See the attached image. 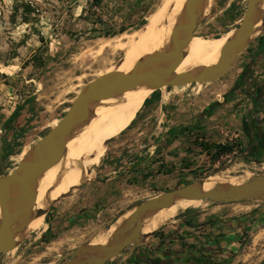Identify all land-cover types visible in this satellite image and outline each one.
Wrapping results in <instances>:
<instances>
[{
    "label": "rangeland",
    "instance_id": "obj_1",
    "mask_svg": "<svg viewBox=\"0 0 264 264\" xmlns=\"http://www.w3.org/2000/svg\"><path fill=\"white\" fill-rule=\"evenodd\" d=\"M161 1L0 0V163L3 176L10 174L29 148L57 123L85 84L115 69L129 44L128 39L131 41L132 34L145 26ZM245 3L246 0H214L199 19L193 38L206 41L233 32ZM258 30L218 81L155 91L157 97L141 105L119 134L105 142L103 154L98 163L90 167L87 178L39 209L41 216H36L39 210H33L31 221L40 218L39 226L23 232L13 249L0 255V264H67L83 256L73 257L77 250L86 245L97 246L94 242L107 237L111 228L117 233L136 206L161 193L206 179L240 184L252 177L264 176V159L256 157V162L252 163L244 158L242 130L249 102L243 90L264 73V59L254 64L257 66L255 78L247 81V71L236 94H230L244 65L257 51L264 55V17ZM148 42L143 40L134 50ZM213 62L203 59L181 70L189 71ZM203 93L210 95L208 100L213 98L219 103L214 101L207 116L201 118L192 112H197L203 104L195 106L190 95ZM163 98H167V112L172 113V130L177 132L182 121L178 117L180 104L182 108L188 105L190 114L188 124L182 128L183 138L170 153L172 159L163 153L170 140L165 135L168 123L164 124L158 107V101L162 102ZM220 146L228 151L218 153ZM132 147L141 151L149 149L148 161L128 165L127 152ZM116 151L118 162L114 163ZM188 210L213 216L228 215L233 220L244 218L233 228L237 249L232 253L216 248L217 256L210 264H263L262 201L188 203L172 216L154 220L145 228L146 237L140 236L138 243L126 247L123 253L127 254L131 248H145L151 242L150 234L160 232L157 227L163 223L173 224ZM120 258L114 257L105 264H117Z\"/></svg>",
    "mask_w": 264,
    "mask_h": 264
},
{
    "label": "water",
    "instance_id": "obj_2",
    "mask_svg": "<svg viewBox=\"0 0 264 264\" xmlns=\"http://www.w3.org/2000/svg\"><path fill=\"white\" fill-rule=\"evenodd\" d=\"M206 0H184L180 16L169 33L165 48L139 59L126 72H108L85 84L70 102L63 116L35 144L10 174L2 175L0 163V255L10 252L23 234L34 208L36 182L59 160L70 136L86 122L97 105L134 89L151 93L167 87L208 85L218 81L247 47L254 26L260 21L264 0H246L243 14L232 35L224 42L214 62L205 67L176 72L185 48L201 18ZM203 181L174 188L136 206L104 248L77 250L73 257L95 255L78 264H105L122 255L140 238V220L149 213L170 207L174 201L238 204L264 202V176H255L237 185H216L203 189ZM41 210L36 216H41Z\"/></svg>",
    "mask_w": 264,
    "mask_h": 264
},
{
    "label": "bare ground",
    "instance_id": "obj_3",
    "mask_svg": "<svg viewBox=\"0 0 264 264\" xmlns=\"http://www.w3.org/2000/svg\"><path fill=\"white\" fill-rule=\"evenodd\" d=\"M213 1H205L202 15H205L207 7ZM183 2L184 0H162L148 18L145 26L132 34L131 41L128 39L129 44L124 49L121 61L111 72H126L139 59L163 50L168 42L169 33L180 16ZM260 10L261 18L254 26L252 37L256 36L259 32V25L264 17V3ZM231 35L232 32L206 41H198L192 36L184 50L181 63L176 72H182L181 69L189 64L216 57L224 42ZM143 40H149V42L134 50ZM115 41H118V37ZM150 93L147 89L138 88L94 107L86 122L75 130L66 142L59 160L37 180L33 210L42 209L48 202L54 200L55 197L65 194L68 190L78 185V182H82L87 178L90 167L96 165L102 156L105 142L119 134L126 123L134 117ZM237 184L234 181L223 183L217 179H206L202 187L203 189H209L216 185ZM188 203L194 202L176 200L166 209L145 214L140 220V236L146 237L147 229L145 228L151 225L154 220L172 216L177 210L187 207ZM40 222V218L32 220L24 232L35 230ZM117 223H120V221L115 224ZM115 233V228L108 230L107 237L94 242L98 244L95 247L104 248L107 246L111 236ZM95 254L96 252L83 255L71 260L67 264H78Z\"/></svg>",
    "mask_w": 264,
    "mask_h": 264
},
{
    "label": "crops",
    "instance_id": "obj_4",
    "mask_svg": "<svg viewBox=\"0 0 264 264\" xmlns=\"http://www.w3.org/2000/svg\"><path fill=\"white\" fill-rule=\"evenodd\" d=\"M131 1V0H130ZM129 2V0H128ZM263 40V38H261ZM257 54H260L261 59L257 62L261 63L264 59L263 52L257 51ZM256 54V55H257ZM257 66H252V68L248 69V77L247 81L253 80L255 78ZM250 76V77H249ZM264 78V73L259 77L255 78L256 80H261ZM248 88H244L245 90L250 91V86L246 85ZM245 86V87H246ZM252 89V88H251ZM241 91V90H239ZM247 91V93H248ZM213 93V92H212ZM211 94V93H210ZM236 94V93H234ZM240 94V92L238 93ZM212 95V94H211ZM191 102L198 106L203 104L202 107L197 112H192L197 114L201 118L207 116V112L209 111L210 105L214 103L213 100L209 99V94L203 93L200 96L190 95ZM188 96V97H190ZM247 96L250 98L252 96ZM151 96L147 97V102H149ZM155 99V98H154ZM157 99V98H156ZM164 100L158 101V107L161 111L160 115L163 117L164 124L166 125V129H168L165 134L166 137H169L168 147L163 153L172 159L170 155L171 151L179 144L180 138H183V134L185 133L182 130L184 124H188L187 119L189 118V110L188 105H185V108H182L181 104L179 105L180 114L178 117L181 118L179 122V130H172L170 127L172 125V113L167 112V98H163ZM171 101V98H168ZM208 100V101H207ZM170 103V102H169ZM216 103H219L218 101ZM258 106H261V109H258ZM264 90L259 95V100L256 104V107L253 113H249L246 111L248 115L244 116L242 121L246 124L248 128V133L245 134V144L244 149H247V145L250 140L255 137L256 133L260 134L259 139H264ZM235 112V111H234ZM233 112V113H234ZM232 113V114H233ZM197 116V117H198ZM177 117V114H176ZM231 118V115L229 116ZM184 121V122H183ZM165 137L162 139L165 141ZM254 141V139H253ZM258 142H254L251 146H255ZM262 147V152L259 154H250L247 155V152L244 154V158L251 160L252 163L256 161V157L264 159V141L259 142ZM129 153V158H126V162L128 165H133L135 163H145L148 161L150 154H148V150L144 151L139 150V148H131ZM126 153V151H124ZM147 153V155H146ZM113 157V162H118V152ZM121 158V156H120ZM174 159V158H173ZM257 159V160H258ZM112 160V159H111ZM142 165V164H141ZM128 169V168H127ZM128 173V172H127ZM111 174V173H110ZM118 174V172H116ZM199 204V203H198ZM194 209V208H192ZM193 211H186L182 213L173 224L166 225L167 223L161 224L159 227L160 232L156 237H151V242H149L148 246L145 248L139 247L131 248V251H128L127 254L122 252V256L117 264H210L213 261L212 258H215L217 255L215 249L222 248L224 251L234 252L235 249L239 246L235 243V231L233 228H236L238 221H244V218L233 220L230 219L228 215H218L213 216L210 213H197ZM158 229V230H159ZM151 249V250H148ZM133 254V255H132ZM116 256V257H119Z\"/></svg>",
    "mask_w": 264,
    "mask_h": 264
},
{
    "label": "flooded vegetation",
    "instance_id": "obj_5",
    "mask_svg": "<svg viewBox=\"0 0 264 264\" xmlns=\"http://www.w3.org/2000/svg\"><path fill=\"white\" fill-rule=\"evenodd\" d=\"M260 56V54H257L256 56H253L251 58V61H249L248 63H246L244 65V68L241 70V73L240 75L238 76L237 80L235 81V84L233 85V88L232 91L230 92V94H234L235 91L237 90V87L239 84H241L243 81H244V78H246L247 76V71H249L248 69L252 68V66H254V64L257 63L256 60H260L258 59ZM252 88V89H251ZM264 90V78L261 79V80H256V81H253L251 83V86H250V91H247L245 90V94H249V96H252V97H248V105H247V108L246 110H248V112L251 114L253 113L255 107H256V104L259 100V95L260 93ZM237 92V91H236ZM239 92V91H238ZM258 109H261V106H258ZM263 109H264V106H263ZM248 115V114H246ZM243 132H245V134L248 133V128L246 127V124H244V127H243ZM260 138V134L259 133H256L255 137L252 138V140H250V142H248L249 144L247 145V149H244V152L246 153L247 152V155H252V154H259L262 152V147L260 146L259 142L261 141H264V139H259ZM264 138V137H262ZM254 139V141H253ZM256 143L258 142L255 146H251L252 143ZM256 162V161H255ZM258 162V161H257Z\"/></svg>",
    "mask_w": 264,
    "mask_h": 264
},
{
    "label": "trees",
    "instance_id": "obj_6",
    "mask_svg": "<svg viewBox=\"0 0 264 264\" xmlns=\"http://www.w3.org/2000/svg\"><path fill=\"white\" fill-rule=\"evenodd\" d=\"M215 58H216V57L211 58V59L214 61ZM154 93H155V92H153V93L151 94V97H157V96H155L156 94H154ZM146 102H147V100L145 99L144 102L142 103V106H144ZM217 151H218V153H226L228 150H227V148H225L224 146H220V147L217 148ZM239 153L241 154L242 152L239 151ZM150 235H151L152 237H155V235H157V234H156V232H153V233H151ZM263 264H264V262H263Z\"/></svg>",
    "mask_w": 264,
    "mask_h": 264
}]
</instances>
